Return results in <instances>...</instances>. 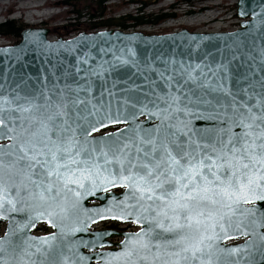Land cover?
Returning <instances> with one entry per match:
<instances>
[{
  "label": "snow or ice",
  "instance_id": "1",
  "mask_svg": "<svg viewBox=\"0 0 264 264\" xmlns=\"http://www.w3.org/2000/svg\"><path fill=\"white\" fill-rule=\"evenodd\" d=\"M243 55L157 67L131 49L99 64L85 52L39 88L0 90V219L28 209L25 227L60 229L13 239L7 224L0 264H88L79 248L96 242L68 237L97 219L140 226L103 264H264V46ZM113 188L124 198L88 215L84 197Z\"/></svg>",
  "mask_w": 264,
  "mask_h": 264
},
{
  "label": "water",
  "instance_id": "2",
  "mask_svg": "<svg viewBox=\"0 0 264 264\" xmlns=\"http://www.w3.org/2000/svg\"><path fill=\"white\" fill-rule=\"evenodd\" d=\"M236 17L241 20L237 29L226 32H189L181 29L175 32L165 34H145L142 32H125L120 30H99L96 32H80L70 38H50L49 30L46 28H26L20 33V39L15 44L0 46V90L12 89L15 91L27 92L33 88H39L46 80L52 79L54 66L66 67L69 62L75 63L79 54L88 52L95 59V64L101 63V59L112 60L113 53L121 55L124 51L131 49L141 59L149 63L155 62L154 66H159L161 59L175 60L177 62L200 64H215L222 60L231 59L233 53H243V59L248 60L249 55L256 56L259 59V53L264 46V0H236ZM48 45H52L51 48ZM232 69L236 73L246 71V64L241 63L238 58L233 61ZM118 80L126 79L124 69H118L112 74ZM112 78L110 77L109 83ZM99 95V92L95 93ZM105 99L107 95L105 94ZM145 118L140 117L143 121ZM114 126L109 129L115 131ZM6 143V141H0ZM120 190V192H115ZM123 189L113 188L105 192L102 189L94 194L84 197L81 201L83 209H88V215L95 218L92 209L103 210L114 203L116 200H122ZM83 209L81 210V219H84ZM71 211V209L69 210ZM30 213L24 209L20 213L12 215L10 221L0 219L3 224V230L0 238L4 237L6 225L11 224L16 230L17 239L19 236H30L34 240L60 234L59 228H54L43 220L35 227H25L28 225ZM75 221L72 217L66 221L71 227ZM128 223L137 228L140 226L130 221H113L97 219L96 223H89L88 231H81L74 235L69 234V239L79 241L96 242V247L80 246L81 255L89 257L88 264H103V256L100 254L109 251H120V245L125 238L132 233H120L112 230H106V234L97 240V235L103 230L95 229L101 222ZM45 226L48 233L39 234L37 229ZM136 231V232H137ZM249 237L239 236L233 240L227 241L230 245L244 246ZM111 240H119L118 243H112ZM103 247H100V244Z\"/></svg>",
  "mask_w": 264,
  "mask_h": 264
},
{
  "label": "rangeland",
  "instance_id": "3",
  "mask_svg": "<svg viewBox=\"0 0 264 264\" xmlns=\"http://www.w3.org/2000/svg\"><path fill=\"white\" fill-rule=\"evenodd\" d=\"M62 1L65 0H0V24L13 21L32 28H46L49 30L50 38L56 39L72 37L82 31H98L89 30V25L92 23L104 21L113 23L126 16L140 17L143 14L150 16L149 21H155L163 15H175V18H169L158 24L133 27L126 31L146 34L170 33L181 29L202 33L222 32L236 29L239 22L235 15L236 0H204L192 4H177V0H161L160 3L148 5L142 13H137L139 5L127 3L132 0H109L104 4L107 12L103 15L94 12L95 1L90 3L84 0H66L77 14H71V10L65 7L53 8L48 5ZM127 25L131 26V24ZM18 40L15 37H0V46L14 44ZM2 229L1 226L0 234Z\"/></svg>",
  "mask_w": 264,
  "mask_h": 264
},
{
  "label": "trees",
  "instance_id": "4",
  "mask_svg": "<svg viewBox=\"0 0 264 264\" xmlns=\"http://www.w3.org/2000/svg\"><path fill=\"white\" fill-rule=\"evenodd\" d=\"M88 1L90 3L94 2L95 6V13H98V15H103L107 12V7L104 5L106 2L109 0H84ZM200 2L204 0H177L176 3H184V4H192L193 2ZM161 0H132L130 4H136L139 5L140 8L137 10V13H142L143 10L150 4H157L160 3ZM125 3V4H127ZM49 6L53 8H62L65 7L67 9H70L71 14H77V12L74 11L73 6L68 2V1H62V2H55V3H49ZM123 5V4H122ZM113 9V7H112ZM115 10V9H114ZM61 17V16H60ZM59 18V17H56ZM93 18H96V16H93ZM143 18L145 21H143ZM150 16H144L141 15L140 17H131V16H126L124 18H120L119 20L114 21L113 23L110 21H104V22H98V23H92L89 25V30H99V29H119L122 31H126L127 29L133 28V27H139L142 25H147V24H158L160 22H163L169 18H175V15H163L160 16L158 19H155V21H149ZM127 24H131L129 27ZM29 28V26L21 24V23H16L13 21H5L4 23L0 24V37L8 38V37H15L19 39L20 33L26 29ZM188 30V29H187ZM189 32H192V30H188ZM18 42V41H17ZM16 42V43H17ZM1 228V225H0ZM41 232H47V229L44 226H41L39 229Z\"/></svg>",
  "mask_w": 264,
  "mask_h": 264
},
{
  "label": "flooded vegetation",
  "instance_id": "5",
  "mask_svg": "<svg viewBox=\"0 0 264 264\" xmlns=\"http://www.w3.org/2000/svg\"><path fill=\"white\" fill-rule=\"evenodd\" d=\"M34 28V27H33ZM115 192H120L116 190ZM100 230H112L120 233H134L138 229L128 223H118V222H103L98 226ZM112 243H118L119 240H111Z\"/></svg>",
  "mask_w": 264,
  "mask_h": 264
}]
</instances>
